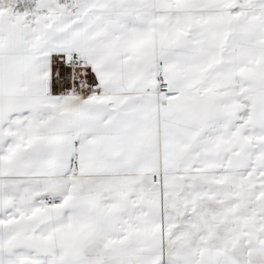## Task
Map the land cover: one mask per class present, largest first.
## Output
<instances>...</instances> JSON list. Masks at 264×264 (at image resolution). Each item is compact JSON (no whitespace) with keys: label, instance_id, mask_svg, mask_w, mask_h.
Instances as JSON below:
<instances>
[{"label":"snow or ice","instance_id":"snow-or-ice-1","mask_svg":"<svg viewBox=\"0 0 264 264\" xmlns=\"http://www.w3.org/2000/svg\"><path fill=\"white\" fill-rule=\"evenodd\" d=\"M0 264H264V0H0Z\"/></svg>","mask_w":264,"mask_h":264}]
</instances>
